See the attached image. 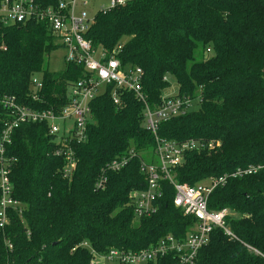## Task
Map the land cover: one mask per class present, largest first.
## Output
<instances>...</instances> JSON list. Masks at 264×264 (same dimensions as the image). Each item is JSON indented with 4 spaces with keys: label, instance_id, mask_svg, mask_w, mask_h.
<instances>
[{
    "label": "trees",
    "instance_id": "obj_1",
    "mask_svg": "<svg viewBox=\"0 0 264 264\" xmlns=\"http://www.w3.org/2000/svg\"><path fill=\"white\" fill-rule=\"evenodd\" d=\"M59 1L36 0L42 9ZM85 37L124 66L143 70L151 108L162 104L168 76L179 87L167 97L198 101L157 130L159 137L177 143H214L187 151L173 170L175 181L193 186L238 167L264 166V0H132L96 13ZM56 38L42 21L0 22L1 95L40 110L69 102V90L85 67L46 68V56L59 47ZM34 78L43 84L38 100L33 98ZM90 107L84 141L68 143L49 134L45 123L25 122L4 143L13 197L20 206L7 210L9 222L0 227V264H90L94 252L136 251L167 234L183 239L196 224L175 207L168 179L161 180L157 212L135 216L131 193L147 187L142 160L156 162L145 104L133 92L107 84ZM67 146L76 162L69 177L57 154ZM122 156H130L123 169L107 168ZM208 207L228 209L226 220L235 238L214 229L195 264H264V168L228 178L209 194ZM172 262L168 255L147 264Z\"/></svg>",
    "mask_w": 264,
    "mask_h": 264
},
{
    "label": "built area",
    "instance_id": "obj_2",
    "mask_svg": "<svg viewBox=\"0 0 264 264\" xmlns=\"http://www.w3.org/2000/svg\"><path fill=\"white\" fill-rule=\"evenodd\" d=\"M132 0H107L106 4L97 5L98 12L107 11L126 5ZM95 0H60L53 7L42 9L36 0H0V22L9 24H25L30 20L45 22L57 36V44L66 50L65 64L78 63L85 67L84 76L69 90V102L58 108L34 109L22 104L15 96L0 94V115L5 121V127L0 137V227L3 228L9 218L7 210L18 208L19 201L13 197V183L10 177L11 165L4 157V143L10 141L13 129L21 123H45L48 132L58 139L70 143L71 140L84 141L87 139L86 127L91 112L90 103L101 95L107 84L131 91L145 104V126L155 136L156 146L154 155L156 162L142 160L141 171L145 174L147 187L134 190L131 193V204L136 218L149 216L158 210V200L163 196L161 180L168 179L175 189L173 203L176 208L183 210L184 215L196 219V224L189 230L186 237L178 239L172 234L162 237L154 246L133 250L110 249L106 254L94 252L90 264H94L96 256L113 263L147 264L159 258L172 255L171 264H195L199 251L208 244L214 229L220 228L230 238H235L230 225L227 223L229 211L227 208L211 210L208 207L209 194L219 185H224L230 177H243L257 172L264 166L238 167L231 174L208 178L207 184L189 185L174 180L173 170L183 164L185 153L189 150L200 149L204 143L188 140L177 143L174 140L159 137V124L171 117L184 113L191 106V101L181 98L163 97L162 104L151 108L147 103V95L143 89V70L140 67L124 66L113 54L107 55L103 49L94 48L92 41L85 37L95 14L90 15L87 8ZM97 4V1H96ZM43 87L39 78L32 83L33 98L39 99L38 91ZM115 104H120L116 91L113 92ZM73 126L69 128L68 122ZM67 131V132H65ZM213 148L210 142L205 147ZM63 156V174L69 177L76 167L74 153L71 147H63L57 151ZM130 161V156L113 159L107 168L111 171L123 169ZM105 177L98 182L101 187ZM87 245V244H85ZM12 248V244H9Z\"/></svg>",
    "mask_w": 264,
    "mask_h": 264
},
{
    "label": "rangeland",
    "instance_id": "obj_3",
    "mask_svg": "<svg viewBox=\"0 0 264 264\" xmlns=\"http://www.w3.org/2000/svg\"><path fill=\"white\" fill-rule=\"evenodd\" d=\"M97 1V4H96ZM106 4L107 0H95L92 4H90L87 8L88 12L90 15L95 14V10H97V5L99 4ZM66 50L59 46L52 52H50L46 58H45V67L48 68L52 72H57L60 70H63L65 68V55H66ZM169 80V85L162 91L163 96H169V95H174L178 91V83L175 78L172 76H168ZM198 101H191V107L195 108L198 106ZM69 128L73 126V122L69 121L68 123ZM67 132V131H65ZM209 181L208 179H203L199 183L201 184H207ZM94 264H115L112 261H109L107 259H104L101 255L96 256V260Z\"/></svg>",
    "mask_w": 264,
    "mask_h": 264
},
{
    "label": "crops",
    "instance_id": "obj_4",
    "mask_svg": "<svg viewBox=\"0 0 264 264\" xmlns=\"http://www.w3.org/2000/svg\"><path fill=\"white\" fill-rule=\"evenodd\" d=\"M69 123V122H68Z\"/></svg>",
    "mask_w": 264,
    "mask_h": 264
}]
</instances>
